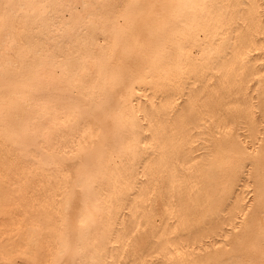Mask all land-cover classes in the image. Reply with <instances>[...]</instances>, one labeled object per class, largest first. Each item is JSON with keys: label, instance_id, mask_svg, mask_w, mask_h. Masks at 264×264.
Listing matches in <instances>:
<instances>
[{"label": "bare ground", "instance_id": "obj_1", "mask_svg": "<svg viewBox=\"0 0 264 264\" xmlns=\"http://www.w3.org/2000/svg\"><path fill=\"white\" fill-rule=\"evenodd\" d=\"M264 0H0V264H259Z\"/></svg>", "mask_w": 264, "mask_h": 264}, {"label": "snow or ice", "instance_id": "obj_2", "mask_svg": "<svg viewBox=\"0 0 264 264\" xmlns=\"http://www.w3.org/2000/svg\"><path fill=\"white\" fill-rule=\"evenodd\" d=\"M259 264H264V258L259 261Z\"/></svg>", "mask_w": 264, "mask_h": 264}]
</instances>
